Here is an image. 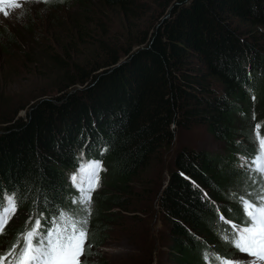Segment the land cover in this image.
Listing matches in <instances>:
<instances>
[{"label":"trees","instance_id":"16d2710c","mask_svg":"<svg viewBox=\"0 0 264 264\" xmlns=\"http://www.w3.org/2000/svg\"><path fill=\"white\" fill-rule=\"evenodd\" d=\"M144 1L158 10L153 21L147 5L140 3L143 0H81L83 6L99 2L120 11L115 14L131 18L145 13L141 18L149 24L135 34L131 28L125 42L109 46L85 67L80 66L86 63L84 56L72 49L68 53L61 39L48 46L50 60L65 73L67 88L61 91L96 82L83 94L62 96L59 100L66 104L57 105L44 99L50 96L46 91L27 97L16 107H0V197L15 192L19 207L14 216L23 219L19 225L14 222L8 226L9 239L3 249L10 250L18 235L31 228L37 218L46 226L61 211L86 215L78 207L80 192L67 179L68 172L86 158L105 163L115 191L113 196L94 197L97 208L88 218L94 249L90 248L86 259L104 258L98 251L99 243L115 218L108 209L127 211L123 209L126 202L149 201L136 186L146 187L145 177L162 161L163 147L174 139L173 127L182 124L187 129L205 126L225 144L228 153L220 157L187 148L177 151L170 181L157 197L171 228L174 261L216 264L213 253L222 258L240 253L217 236V231L232 232L231 219L241 225L245 217L239 197L254 195L260 188V178L250 175L249 191L234 189L248 177L240 157L249 161L255 155L253 123L258 124L260 114H264V38H259L264 35V0H180L182 6L175 8L177 0ZM176 9L179 12L173 19ZM91 15L87 13L86 20H92ZM239 21L254 28L251 40L242 39L244 28ZM70 33H66V40L73 36ZM4 34L0 39L2 102L14 86L21 87L24 79L33 75L28 68L35 62L32 57L38 58L20 47L21 40L15 41L17 37L8 30ZM34 38L24 40L26 45L31 46L39 36ZM97 47L104 48V44ZM61 120L66 129L59 128ZM240 136L247 142H237ZM60 145L64 147L60 149ZM197 235L207 236L206 242L213 249L203 246Z\"/></svg>","mask_w":264,"mask_h":264},{"label":"rangeland","instance_id":"374dc122","mask_svg":"<svg viewBox=\"0 0 264 264\" xmlns=\"http://www.w3.org/2000/svg\"><path fill=\"white\" fill-rule=\"evenodd\" d=\"M179 2L180 0H177L174 3L175 5L173 4V8H175V6H182L179 5ZM80 3L81 0H61L55 4H45L41 0V2L23 3L21 9L11 10L10 15L7 18L0 13V24H2L0 25V39L5 35L4 31L8 30L11 35L18 38H15V41L21 40V44L20 42H17L21 45L20 47H24V49L27 50V53L38 56L37 59L32 57L35 62L28 68L33 75L31 77L27 76L21 87L17 88L14 86L13 90L11 92L9 91V94L5 96L6 101L4 100V97H1L4 101H0V107H6L7 109L9 106L11 108L16 107L23 102V100H26L27 97H33L34 95L40 96L46 91H49L48 95L50 96H46L44 99L47 98L46 100L54 101L55 104L58 103L57 105H64L66 104V101L59 100L62 96H80L86 89H89L92 85L96 84L95 81H92L88 86L85 85V88L82 86L75 88L73 86L67 90L61 91L62 89L67 88L64 70L57 67V64L55 65L47 55V53H49V55L51 54L48 46L53 47V44H55L54 39H61V45L68 51V53H70V50L72 49L75 53L77 52L84 56V63H86L80 64V66L85 67L86 64H91V62L96 59L95 56L98 57L103 52H106L104 50H107L109 46L112 48L125 42L124 39L127 38L128 32L131 28H133L132 34H135L138 30H143V28L147 29L146 26L149 25L143 22L141 18L145 13L140 12L141 14H137V16L140 15L139 17L131 18L124 16L123 14H115L114 11L117 10H112V8L107 7L103 3L100 4L97 2L95 6L91 7L83 6ZM140 3L147 5L146 7L149 9L153 21L155 15H158V10H154L155 5L144 0ZM178 8L182 9V7ZM24 9H27L26 14L18 19L17 17L19 16V13ZM178 12L177 9L173 10V19ZM87 13H92V20H86L85 16ZM31 21L37 26V31L32 28ZM238 25H241V27L244 28L242 39L251 40L250 33L254 31V28L246 22L239 21ZM39 26H41V28H38ZM70 31H72L70 34L73 36L66 40V33ZM263 31L264 30L262 29V32ZM32 32H35L37 35ZM35 36H39V39H36V41L34 40V43H32L31 46H27L24 40L31 39L33 41ZM130 38H132V36H130ZM259 38H264V35L260 34ZM254 41L259 42V40ZM82 43L84 46L93 45L94 47H84L81 45ZM100 44H104V48H100L101 46L98 48L97 46ZM80 45L82 47H79ZM261 46L263 48L264 42L261 43ZM1 58L3 59V57ZM99 72H101V70ZM126 91L130 93L129 86H126ZM81 103L86 104L84 101ZM253 107L258 109L256 103H253ZM1 110L2 109L0 108V111ZM20 113L21 116L25 117L23 112ZM112 118L114 117L112 116ZM68 120L71 122L72 118H69ZM63 121L64 120H61V123L59 121L58 125L60 129H66ZM113 121L114 120H110V122ZM181 125L173 127L175 132L174 139L169 146L166 145L163 147L162 161H160L157 166H151V170L145 177L147 180L146 187H141L142 185L139 184V187L138 185L136 186L139 192L144 193L145 196L150 197L151 200L149 199L146 203H143L142 200H136L130 205L126 202L123 209L127 208V211L119 209L118 207L115 209H108L111 212V215H114L112 217L115 218L113 221L110 220V226L103 231L102 241L99 243L98 251L104 258L97 260L96 257H92V261H88L86 259V254L81 257L82 264H176L174 261L175 246L171 236V228L163 218L164 213L159 208L157 199L158 194L170 181L171 174L174 170L173 162L176 153L179 149L183 150L184 148L196 151H208L220 157H225L228 153L225 144L216 140L212 134L207 131L205 126L197 125L191 129H187ZM255 125H260L259 134L264 137V114H260L258 124L254 121L253 127ZM104 127L108 130L107 125ZM242 137L244 136H240L237 142L240 140H242V142H247ZM253 139V145L257 148L255 138ZM50 143L57 146L54 144V140H50ZM63 147L64 145L59 146L60 149ZM101 147L102 146L100 145L99 151ZM240 160L243 169L247 172L245 173L246 177L248 176L249 178L247 177L245 182L237 183L238 185L236 184L234 189L238 190V192H246L250 190L249 184L252 180L250 175L255 177L258 176L251 174L252 171L249 170L246 164L248 162L246 156H241ZM85 161L86 158H83L81 165ZM100 161L101 160H97V162ZM100 163L104 170L99 173V187L92 192L91 212L97 208V201L94 200V197H97L98 195L103 196L104 194L113 196L115 193L113 185L110 184V170L108 174V169H106L105 163ZM79 167L68 172L67 179L69 182L73 183L70 178L78 173ZM256 185L257 182L254 181L253 186ZM79 198L80 197H76L78 202ZM78 207L83 209V205L80 202ZM18 216L19 215L11 216L9 223L4 228L3 234L0 235L1 250L4 247L7 238L9 239V236H7L6 233L8 226L14 222L16 225L23 223V219ZM108 217L109 216H107V218ZM27 218L28 216L26 219ZM26 219L25 222L27 221ZM231 221L232 223H235L232 219ZM222 224L223 226H230L229 222H222ZM223 235L224 233L217 231V236L222 237ZM197 237L202 239L201 242L203 246L206 245L213 249L212 244L210 245L206 242L207 236L197 235ZM197 237L195 239L199 241ZM89 244L90 248L94 249L91 245V241H89ZM6 248L7 247H5L3 251ZM8 250L9 248L2 252L0 256L5 255ZM226 257L229 260H251V257H248L243 253L234 255L231 258L228 256ZM3 264H8V262L3 261Z\"/></svg>","mask_w":264,"mask_h":264},{"label":"snow or ice","instance_id":"6c2138e0","mask_svg":"<svg viewBox=\"0 0 264 264\" xmlns=\"http://www.w3.org/2000/svg\"><path fill=\"white\" fill-rule=\"evenodd\" d=\"M42 2L50 3L52 0ZM23 3H33V0H0V13L7 18L11 10L21 9ZM26 11H21L17 18L24 16ZM259 129L260 125L254 126L257 151L247 166L260 178V188L254 195L239 197L245 219L239 226L231 224V236H222L240 253L251 257V260H229L213 253L212 258L216 264H264V137L260 136ZM102 170L100 162L85 161L78 168V173L70 178L80 192L79 202L86 215L78 217L74 211H61L46 226L42 225V218H37L30 229L18 235L17 243L0 256V264L3 261L8 264H82L80 258L90 251L88 218L91 216L92 192L99 187V173ZM18 207L15 192L0 197V235ZM220 218L223 219V216ZM205 259L209 257L205 255Z\"/></svg>","mask_w":264,"mask_h":264},{"label":"clouds","instance_id":"9594fccd","mask_svg":"<svg viewBox=\"0 0 264 264\" xmlns=\"http://www.w3.org/2000/svg\"><path fill=\"white\" fill-rule=\"evenodd\" d=\"M33 2L35 3V2H37V0H33Z\"/></svg>","mask_w":264,"mask_h":264}]
</instances>
